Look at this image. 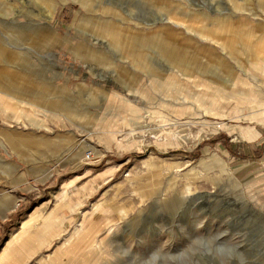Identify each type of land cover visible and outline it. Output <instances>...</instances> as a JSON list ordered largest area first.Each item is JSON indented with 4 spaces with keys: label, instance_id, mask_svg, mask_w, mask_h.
I'll use <instances>...</instances> for the list:
<instances>
[{
    "label": "rangeland",
    "instance_id": "obj_1",
    "mask_svg": "<svg viewBox=\"0 0 264 264\" xmlns=\"http://www.w3.org/2000/svg\"><path fill=\"white\" fill-rule=\"evenodd\" d=\"M219 23L264 36V0H0V251L62 196L61 232L15 264H44L85 222L76 264L218 233L264 264V43L230 54L200 34ZM221 61L230 75L209 72Z\"/></svg>",
    "mask_w": 264,
    "mask_h": 264
},
{
    "label": "bare ground",
    "instance_id": "obj_2",
    "mask_svg": "<svg viewBox=\"0 0 264 264\" xmlns=\"http://www.w3.org/2000/svg\"><path fill=\"white\" fill-rule=\"evenodd\" d=\"M168 19L170 18L168 17ZM213 25L215 26L216 24ZM200 34L206 37H212V40L216 41L219 46L226 48L230 54L234 52V44L241 43L244 47L243 52L246 53V55L252 56L262 53L260 56L262 59L264 58V52L261 51L260 53L259 51V45L264 43V36L257 37L254 33L243 31V29L238 28L236 25L219 23L217 29L207 33L201 31ZM256 45L257 48L255 49ZM250 52H252V54H250ZM253 66L257 68L255 64H253ZM258 67L264 71V61ZM239 68L245 72L248 68L247 63H239ZM223 69H226L225 73L230 75L223 61H221L218 66L211 68L209 72L217 73V71L220 72ZM230 83H232L231 80H225V85L228 84V86L232 87L233 84L229 85ZM62 198V196H60L59 199L57 198V212L55 211L47 217H42L41 210H38L35 214L31 215L29 219L21 223L18 232L9 237L10 239L2 250L0 254V264H15L23 257H30L42 246H45L49 239L56 236L59 231L61 232L63 227L59 226L61 221L60 217L71 214L76 209L73 208L72 205H68L69 203H62L60 200ZM98 208L99 207L96 206L93 212H97L99 210ZM61 210H65V213L57 215L56 213ZM36 224L38 225L36 226ZM84 224H86V222ZM84 224L80 223L76 226L74 231L68 235L65 242L55 250L53 255L50 256L44 264H76L78 258H84L83 256L89 252L86 250L92 249L90 247L91 243L85 240V237H87L85 234L88 231Z\"/></svg>",
    "mask_w": 264,
    "mask_h": 264
},
{
    "label": "clouds",
    "instance_id": "obj_3",
    "mask_svg": "<svg viewBox=\"0 0 264 264\" xmlns=\"http://www.w3.org/2000/svg\"><path fill=\"white\" fill-rule=\"evenodd\" d=\"M226 233L216 235H203L197 240L200 241L195 248L189 246L181 250L179 254L164 253L159 249L153 250L145 264H169L177 258L187 261V264H193L191 257L197 253L202 257L212 258L216 264H243L244 254L228 240L224 239ZM206 241H213L210 245ZM215 241H223L216 243ZM196 244V241L193 242Z\"/></svg>",
    "mask_w": 264,
    "mask_h": 264
},
{
    "label": "crops",
    "instance_id": "obj_4",
    "mask_svg": "<svg viewBox=\"0 0 264 264\" xmlns=\"http://www.w3.org/2000/svg\"><path fill=\"white\" fill-rule=\"evenodd\" d=\"M11 109H13V110H15V111H16V110H17V111L20 110L19 108H16V107H15V108L13 107V108H11ZM21 110H22V109H21ZM251 127H252V126H251ZM252 128H253V130H254V131H253V135H252V136H253L252 139H255V138H257V137L259 136V134H258V131H257V127H252ZM42 205H44V204H42ZM65 219H67V218H65ZM70 219H71V218H70ZM9 239H10V238H9ZM6 242H7V241H6ZM3 249H4V247L1 249L0 254H1V252H2Z\"/></svg>",
    "mask_w": 264,
    "mask_h": 264
}]
</instances>
